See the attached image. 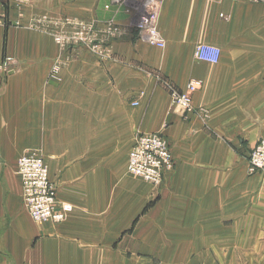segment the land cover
Listing matches in <instances>:
<instances>
[{
    "label": "crops",
    "instance_id": "0c3cea01",
    "mask_svg": "<svg viewBox=\"0 0 264 264\" xmlns=\"http://www.w3.org/2000/svg\"><path fill=\"white\" fill-rule=\"evenodd\" d=\"M107 2L0 0V264H264V172L247 173L264 138V3L162 0L158 48ZM79 21L101 55L55 42ZM197 44L217 61L197 60ZM190 80L184 113L169 92ZM142 132L165 136L174 159L158 186L126 170ZM26 153L71 205L63 221L28 215Z\"/></svg>",
    "mask_w": 264,
    "mask_h": 264
},
{
    "label": "built area",
    "instance_id": "2783aa9c",
    "mask_svg": "<svg viewBox=\"0 0 264 264\" xmlns=\"http://www.w3.org/2000/svg\"><path fill=\"white\" fill-rule=\"evenodd\" d=\"M264 3V0H250ZM162 0H108L105 8L112 4H124L134 13V28L145 40L158 48L165 46V40L158 28V14ZM113 23L106 24L108 33L117 31ZM93 27L87 22H76L72 31L63 34L57 31L53 34L55 42L63 47L68 44H80L97 54L103 52L91 36ZM219 49L215 46L197 44L194 57L197 60L215 63ZM11 58L5 57L2 66ZM60 64L51 66L50 75L57 76ZM200 87L199 81L190 80L182 89H172L169 92L171 103L180 111L186 113L192 109V94ZM134 102L133 105H136ZM174 166V159L170 151L168 140L158 132L138 133L128 153L126 170L145 182L158 186L164 173ZM264 171V138L260 139L247 157V173L252 175ZM16 174L20 180L22 202L34 222L63 221L71 211L70 204L58 202L56 189L48 176L47 166L36 153H26L16 160Z\"/></svg>",
    "mask_w": 264,
    "mask_h": 264
},
{
    "label": "rangeland",
    "instance_id": "374dc122",
    "mask_svg": "<svg viewBox=\"0 0 264 264\" xmlns=\"http://www.w3.org/2000/svg\"><path fill=\"white\" fill-rule=\"evenodd\" d=\"M95 43H97L96 40H95ZM97 44H98V43H97ZM82 47L85 48V46H82ZM261 172H264V171H261ZM257 173H258V172H257ZM254 174H255V173H254Z\"/></svg>",
    "mask_w": 264,
    "mask_h": 264
}]
</instances>
